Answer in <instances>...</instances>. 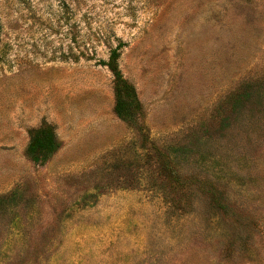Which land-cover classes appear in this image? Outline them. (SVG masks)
<instances>
[{"label": "rangeland", "instance_id": "374dc122", "mask_svg": "<svg viewBox=\"0 0 264 264\" xmlns=\"http://www.w3.org/2000/svg\"><path fill=\"white\" fill-rule=\"evenodd\" d=\"M62 1L0 0V264H264V0ZM117 39L134 123L70 54Z\"/></svg>", "mask_w": 264, "mask_h": 264}, {"label": "trees", "instance_id": "16d2710c", "mask_svg": "<svg viewBox=\"0 0 264 264\" xmlns=\"http://www.w3.org/2000/svg\"><path fill=\"white\" fill-rule=\"evenodd\" d=\"M74 3L75 5L77 4V2ZM61 5L71 9V3L69 1L63 0ZM73 25L76 27L77 23L73 21ZM1 30L2 24L0 22V67L8 61V50L2 42ZM72 35L73 39H75L77 32H72ZM124 45L125 43L123 41L117 39L115 45L109 46L106 59L94 57L95 48L93 45H91V49L89 50L90 53L79 51L78 53L72 52L70 54L74 62L78 61L80 58H84V60L93 59L94 64L103 65L110 71L114 97L113 111L119 119L134 123L142 114V104L138 98L134 85L122 75L118 64L120 50ZM28 134L29 138L25 153L28 158L36 164H43L59 147V141L55 135L54 127L50 123L42 121L37 127L30 128ZM159 162L160 167L166 173L170 181L174 184L181 181L178 167L173 164L172 159H170L167 154H162ZM216 203L219 204V202ZM224 210L228 212L225 208Z\"/></svg>", "mask_w": 264, "mask_h": 264}]
</instances>
